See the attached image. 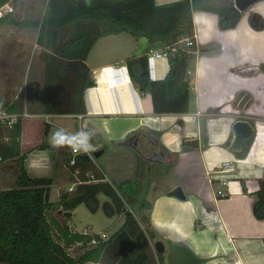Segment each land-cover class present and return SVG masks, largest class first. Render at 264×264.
<instances>
[{
  "label": "crops",
  "instance_id": "obj_1",
  "mask_svg": "<svg viewBox=\"0 0 264 264\" xmlns=\"http://www.w3.org/2000/svg\"><path fill=\"white\" fill-rule=\"evenodd\" d=\"M176 1L180 0L154 3ZM192 20L195 46L187 50L192 57L187 58L186 71L192 94L188 112L154 113L149 93L132 82L125 63L144 54H137L141 42L115 39L122 34L102 37L86 58L93 86L86 90L82 119L62 114L49 115L48 121L23 120L21 149L29 152L25 168L31 177L55 174L53 202L60 189L73 187L68 167L54 170L57 152L37 148L45 124L50 144L68 142L70 151L78 145L93 154L100 152L95 160L107 177L100 160L108 149L136 152L130 175L126 165V177L110 179L132 178L139 169L143 180L153 175L138 199L149 205L154 234L149 248L157 264L160 253L155 244L165 246V259L167 241L187 248L201 264H264V219L252 212L258 181L264 178V0L246 8L232 29L221 30L211 12L193 11ZM36 35L37 29L0 25V93L12 102L24 98L20 71L29 67ZM162 48L156 44L152 51ZM168 70L167 58L153 59L148 78L163 79ZM240 121L248 123L253 133L245 145L235 147L233 126ZM227 160L234 161V172L218 173ZM222 179L227 181L224 197L215 194Z\"/></svg>",
  "mask_w": 264,
  "mask_h": 264
},
{
  "label": "trees",
  "instance_id": "obj_2",
  "mask_svg": "<svg viewBox=\"0 0 264 264\" xmlns=\"http://www.w3.org/2000/svg\"><path fill=\"white\" fill-rule=\"evenodd\" d=\"M45 6L41 15L22 16L19 0H0L11 11L0 17V25L37 29L36 48L25 78L24 97L30 114H84L85 93L93 86L86 58L98 39L127 34L135 41L146 39L143 55L127 58L130 77L135 85L146 78L143 89L149 93L154 113L179 114L189 111L192 94L187 71V49L176 45L168 56L169 70L163 79L148 78L150 50L154 45L169 46L192 36L193 11L217 15L221 30L232 29L242 16L234 0H180L155 5L154 0H40ZM243 0H238L241 4ZM264 70V65H262ZM23 97L10 101L0 94V103L9 113L18 111ZM23 120L11 125L0 123V163L10 161L15 180L0 189V264H157L150 253L154 238L149 223V205L138 199L143 175L139 169L132 178L116 182L81 183L84 171H95L85 155H78L75 167L67 168L71 189H60L57 201H50L51 177H31L25 168L28 151L21 149ZM235 147L251 138L252 127L243 121L233 126ZM49 125L45 124L38 149L56 151L54 170L68 166L71 157L68 142H48ZM69 149V150H68ZM76 168L80 171L76 173ZM106 200L102 203L99 196ZM253 215L264 219V178L255 192ZM80 204L92 213L100 208L107 217L121 216L123 223L112 235L91 245L98 234L82 235L68 220ZM158 263L165 264L164 255Z\"/></svg>",
  "mask_w": 264,
  "mask_h": 264
},
{
  "label": "rangeland",
  "instance_id": "obj_3",
  "mask_svg": "<svg viewBox=\"0 0 264 264\" xmlns=\"http://www.w3.org/2000/svg\"><path fill=\"white\" fill-rule=\"evenodd\" d=\"M19 0V13L23 15L22 13L30 12V15H41L43 13V10L45 6L40 0ZM115 39H126L133 41L132 37H130L127 34H122L119 37H115ZM9 46V43L8 45ZM34 48V47H33ZM37 49L36 47L34 49H31V51H34ZM7 50V49H6ZM30 51V52H31ZM31 57V53L28 55V58ZM189 57V61L192 60V57ZM27 58V59H28ZM30 61V60H29ZM27 62V61H26ZM28 64V63H27ZM28 67V65H27ZM25 67V71L27 69ZM25 71H20V82H25L26 73ZM1 94V93H0ZM2 95V94H1ZM54 145V144H53ZM143 155V151H141ZM130 155V156H129ZM135 155L136 152L128 151L118 148L117 149H108L106 152V156H104L103 159L100 160V162L103 164V166L106 168L107 174L109 179L112 177H126V165L128 168V176L130 175V172L133 171V166L135 164ZM108 156V157H107ZM111 158V159H110ZM114 158V160H113ZM116 158V159H115ZM110 159V160H108ZM131 159L130 162L128 161L126 164V160ZM107 162V163H106ZM97 165L100 166V164L96 161ZM101 167V166H100ZM101 169L106 173V171L101 167ZM131 170V171H130ZM115 173V174H114ZM114 174V175H113ZM154 179L153 175L150 177L147 176L142 180L138 198L141 195V191L145 192L144 189L146 185L150 184L152 180ZM15 180V167L12 162L6 161L3 163H0V189L9 188L13 185V182ZM146 180V181H145ZM150 180V181H149ZM57 186L54 184L51 187V193H50V201L56 200L57 197ZM145 190V191H144ZM152 194V192H150ZM106 198L102 195L99 196L100 203L104 202ZM68 223L71 227H73L76 231H81L83 228H88L90 231L94 233H101L105 238H108L110 235H112L116 230L119 229L121 223H123V217L121 216H112L107 217L101 208L92 213L90 212L84 204H80L76 207V209L72 212V216L68 220Z\"/></svg>",
  "mask_w": 264,
  "mask_h": 264
},
{
  "label": "built area",
  "instance_id": "obj_4",
  "mask_svg": "<svg viewBox=\"0 0 264 264\" xmlns=\"http://www.w3.org/2000/svg\"><path fill=\"white\" fill-rule=\"evenodd\" d=\"M9 11H11V7L8 4H5L2 7H0V17ZM180 44L183 45L187 50H191L195 46L194 34L190 37L183 39V40L175 42L172 45H169V46L162 48L161 51L150 50L149 54H148L149 61H152L153 59H158V58H168L171 51H174L176 49L175 48L176 45H180ZM187 74H190V72H187ZM73 116L76 117L79 121L82 119V114H76ZM39 117L44 118L45 121H48L47 119L49 118V114L44 115V114H30V113H28L27 109H26L25 97L22 100V104H21L20 109L14 113L7 112L2 107V104L0 103V123H2V124L11 125L15 121H17V119L25 120V119H29V118H39ZM78 155H85L89 159L90 163L95 167L94 172L87 170V171H84L82 173L84 180L80 181L81 183L108 181V177H107L106 173L101 169L100 166L97 165L93 152L89 151L86 148H84V149L80 148L78 145H75L74 147H72L71 157L68 161L67 167H75L76 166V164H77V158L76 157ZM234 169H235L234 161L227 160V161H224L221 163L217 172L220 174L228 175V174L233 173ZM75 171H76V173H78V171H80V170H79V168H76ZM226 185H227L226 179H222L219 182L218 189L215 190L216 196H220V197L225 196L226 193L224 192L223 188ZM79 233L82 235H87V236L92 235V233L89 231L88 228H83L81 231H79ZM98 236L100 239H96V238L91 239V241H90L91 245H97L102 240H105V237L103 235H101L100 233L98 234Z\"/></svg>",
  "mask_w": 264,
  "mask_h": 264
},
{
  "label": "water",
  "instance_id": "obj_5",
  "mask_svg": "<svg viewBox=\"0 0 264 264\" xmlns=\"http://www.w3.org/2000/svg\"><path fill=\"white\" fill-rule=\"evenodd\" d=\"M256 1L258 0H243L241 4H239L238 0H234V4L240 11H244ZM145 45L146 39L142 38L140 48L137 51L138 55L144 51ZM137 83L139 89H143L147 83V79L139 78ZM99 155L100 152H94L95 157H98ZM166 245L167 253L165 255V264H201L200 259L195 257L187 248L178 244H172L170 241H167ZM155 249L160 254H163L165 251V246L161 242H157L155 244Z\"/></svg>",
  "mask_w": 264,
  "mask_h": 264
}]
</instances>
